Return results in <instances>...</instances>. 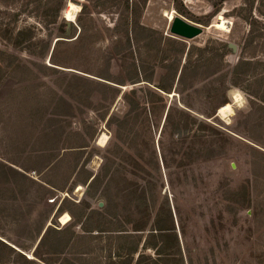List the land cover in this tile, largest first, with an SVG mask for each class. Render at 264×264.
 <instances>
[{
    "label": "rangeland",
    "instance_id": "374dc122",
    "mask_svg": "<svg viewBox=\"0 0 264 264\" xmlns=\"http://www.w3.org/2000/svg\"><path fill=\"white\" fill-rule=\"evenodd\" d=\"M142 1L146 4L141 10L140 25L155 31L154 37L160 41L161 50L166 49L178 61L182 60L183 66L186 57L180 53V44L187 46V50L208 45L212 50L204 57H213L222 72L205 80L200 78L192 87L190 81L187 87L180 84L182 69L175 82L167 78L162 80L166 71L161 68L162 54L155 45L148 50L139 51L134 46L130 49L126 39L119 35L123 32L122 8L115 7L118 6L115 0L62 1L57 25L46 23L53 20L60 0H0V101L20 88L13 79V64L18 62L31 68L33 63L48 64L49 58L43 62L37 55L43 51L46 42L55 44L60 40L58 36L70 29L71 26L61 20L73 25L81 21L92 42L60 46L59 60L67 62V68H60L57 75L43 79L62 96L68 98L67 92L76 96L78 103L70 101L75 105L73 114L60 120L62 125L68 126V135L63 142L68 141L74 146L84 143L88 145L84 151H42L25 157L22 162L19 153L11 151L5 119L0 120V239L34 259V251L50 224L57 229L70 227L81 232L78 220L93 211L96 212L95 226L103 230L124 226L136 236L137 232L133 231L136 223L130 225L121 219L133 220V204L138 202L147 185H152L159 193V203L156 209L144 212L145 231L137 233L144 235H140L143 241L135 254L134 264L138 259L145 264H156L158 255L154 249L144 248V239L152 232L157 220L163 229H173L164 230V238L158 234L151 241L162 250L158 264H264V213L260 212L264 198V156L252 151L260 148L264 154V148L250 138L251 135L264 142V127L252 123L257 109L246 91L248 83L235 86L230 73L249 31V24L237 16L242 14L250 18L249 13L239 8L246 2L247 6L253 7L254 18L260 17V12L264 18V0H179L182 12L197 20L210 18L208 27L181 15L175 8L177 0ZM129 3L133 6L139 1L129 0ZM213 4L220 6L219 13H215ZM83 6H88V11L82 12ZM169 13L201 25L203 33L192 40L172 35ZM232 27L235 28L233 36L230 35ZM23 29H31L34 35L30 36H36V40L30 41V37L20 47H13L10 38L14 40L16 31ZM223 45L235 46V49L227 52ZM53 48L54 45L51 51ZM116 50L120 57L116 56ZM140 55L148 73L155 71L152 84L135 85L128 79L134 75L136 66H141ZM195 59L205 60L201 56ZM106 68L118 81L122 77L126 86L117 87L115 92L106 89L101 90L103 94L95 92L96 87L86 79L95 80L94 75L107 74ZM169 85L171 94L161 90ZM39 90L45 92L47 89L40 87ZM239 93L241 101L237 102L235 95ZM129 100L140 105L132 113L134 116L144 111L143 106L149 114H140L137 122L119 129L117 124H111V120L124 118L129 110ZM8 111L5 112L8 114ZM146 115L150 122L144 119ZM47 125L53 127L49 131L44 128L46 133L38 143L42 148L57 142L55 132L58 127H54L52 121H47ZM78 132L86 140H82ZM104 133L109 140L105 148H100L96 142ZM115 134L121 135L123 141H118ZM195 134L204 138H196ZM115 143L122 147V153L116 152ZM207 149L213 151L209 161H202L201 154L197 158V151L204 153ZM219 156L221 161H218ZM16 160L22 162L27 171L19 167L14 169L24 173L26 178L9 168L13 166L10 161ZM77 164L71 180L67 181L72 167ZM49 165L57 166L50 170ZM89 174L99 175V182L90 188L79 183ZM47 181L58 184L59 188L49 186ZM12 182L18 185L17 192L12 191ZM109 183L111 187H108ZM64 186L65 191L59 190ZM174 195L179 198L181 215L178 217L171 207V221L167 208L161 205L163 196L169 197L172 203ZM108 197L114 199L116 211L113 214H121L120 219L104 215ZM61 209L71 211L75 218ZM95 242L99 243L100 250L103 249L100 255L106 259L110 244L107 234L99 236ZM46 252L43 249L40 254Z\"/></svg>",
    "mask_w": 264,
    "mask_h": 264
},
{
    "label": "trees",
    "instance_id": "16d2710c",
    "mask_svg": "<svg viewBox=\"0 0 264 264\" xmlns=\"http://www.w3.org/2000/svg\"><path fill=\"white\" fill-rule=\"evenodd\" d=\"M62 1L65 0H60L61 3H59L54 12L53 20L51 22H47V25H57L60 23V10L61 5L63 4ZM138 1L139 4L136 3L132 6L129 3V0H115V3L118 5L115 7H117L119 10L120 7L122 8L121 11L123 32H120L119 35L123 36L126 39L127 46L130 49H132V47L134 46L139 51L142 49L148 50L151 45H155L156 50L161 52L162 54L161 68L166 71V74L162 77V80H165L167 78L170 82H175L180 69H182L181 75L179 76L180 84L187 87V82L190 81L192 87L199 81L200 78L205 80L222 72L221 68L216 66L218 63L213 57H204L205 54L210 53V51L212 50L208 45L203 48L191 47L187 50V46L180 44V53L183 56L185 55L186 57V62L183 66H181L182 60L178 61L177 58H175L173 54H169V51L166 49L161 50L160 45H158V43L160 44V41L154 37L155 31H152L140 25L141 10L146 4V1ZM50 2L51 1H48L49 4ZM139 5L142 6V8ZM213 5V7L216 9L215 13H219L220 6L218 4ZM181 6L182 2L177 0L175 3V8L181 15L190 20L194 19L195 22L202 24L205 27L210 26V18H206L205 20H197L196 18H194V16H190L186 12H182V10H180ZM85 10L88 11V6H83L82 12ZM239 10L243 12L247 10V13H249L250 18L241 16L242 14L237 15L238 17H240V19L249 24V31L243 38V42L239 48L240 54L237 63L231 69V80L235 86L241 85L243 83H248L246 91L248 95L253 98V105L257 109V114H253L252 116L255 118L252 119V123L256 127L263 128L264 60L262 59V57H264V18L261 17V12L259 14L260 17H258L259 19L254 18L252 16L253 7L247 6L246 2L243 7L239 8ZM239 10H236V12H239ZM61 23H64L66 25L69 24L71 26L70 29L63 31L60 36H58L60 40L56 41L55 44L51 43V41L46 42L43 51L39 55H37V57L44 62L49 58L51 48L54 45V50L51 54V58L50 61H48V64H46L45 62L33 63L32 68L31 66L20 64L18 62H16V64H13V79L19 84L20 88L10 93V95L4 101H0V120L5 119L4 124L6 128V138L11 146V151H14V153L18 152L20 155V161L22 160V162L25 157L38 155L42 153V151L50 150L56 152L63 150L66 151V149H68L71 150L70 153H78L84 151V149L88 147V145H85L84 143L79 146H74L71 145L68 141L63 142L64 137L68 135V126L62 125L63 122L60 120L63 119V117H70L71 114H73L75 105H71L70 101L78 103L75 98L76 96L67 92L65 95L68 98H66L65 96L59 94V92H57L53 87L46 85V83L43 81V79L49 76L51 77L52 75H57L61 71L60 68H67L66 65H68V63L61 62L59 60L60 54L58 52V49L60 46H73L79 45L80 43L86 44L88 42L90 44L92 43L90 42L91 37L86 35V27L81 23V21L78 20V22L76 23L77 26L74 24L76 27L71 22H67L65 20H61ZM234 30L235 28L232 27V31L230 34L231 36L235 34ZM31 34L34 35V32L31 29L17 30L14 34L15 39L11 40L10 38L9 41L13 45V47L18 48L22 43H24V41H26L30 37V41H33L34 39L36 40V36L32 37L30 36ZM173 44H176V42H173ZM223 46L225 47L227 52L234 51V49L229 48L226 45ZM195 51L197 55H195ZM170 52L172 51L170 50ZM115 54L118 57H120L121 55L117 50ZM200 56L205 60L201 61V59H195V57L198 58ZM139 58L142 63L141 66H136L134 75L130 77L128 76V79L135 85L141 83L152 84L155 77V71L148 73L143 65V59L141 58V55ZM64 59L67 60L68 57L64 56ZM164 62H168L169 64L165 65ZM10 66H12V64ZM105 71H107V74L94 75V77L96 78L95 80L88 81V79H86L87 82L93 84L96 87L95 92L99 91L100 94H103V92L101 91L103 89L115 92L117 90V87L126 86L125 80L122 77V80L118 81L111 76L108 68H106ZM76 78L83 79L80 77ZM40 87H45L47 90L45 92H41L39 90ZM170 89V85L169 87L165 86L161 88V90L167 94H171ZM76 94H78L77 91ZM127 97L128 95L126 94L125 98L127 99ZM87 99H90V97L88 96ZM89 105L92 104L89 103ZM128 107L129 110L124 118L122 120L113 118L111 120V124H117L119 129L120 127L121 129H126L129 127V124L131 122H137L138 119L141 118L140 114L147 113V108L143 106L144 111H142V113L138 114L137 116H134L132 114L136 112L138 108H140L138 102L129 100ZM63 108L64 110H62ZM7 110H9L11 113L9 114L8 111L7 114L5 112ZM170 110L169 112H171ZM48 115L49 117L47 118ZM144 119H146L147 122H150V117H148L147 115L144 116ZM47 121H52L54 123V127H58L55 132L57 142L51 147L42 148L38 146V143L41 141L43 133H46L45 130L49 131L53 127L52 125L45 126L47 124ZM118 124H120V126ZM42 125L43 130L41 129ZM201 126L204 127V124L202 123ZM44 128L46 129L44 130ZM148 128L150 129V125L148 126ZM7 129H9L8 132ZM119 129L117 132H119ZM77 135H79L82 140H86L82 133L78 132ZM115 136L118 141H123L121 135L115 134ZM195 137L204 138V136H198L196 134ZM205 138H209V136H206ZM250 138H252L261 148H264V142H261L259 138L253 137L251 135ZM64 143L67 145L66 147H64ZM113 145L117 153H122V147L118 143H115ZM20 146L22 147L19 148ZM259 150L261 149H253V154L261 157L264 156V154ZM222 153L224 154V152L221 150V155ZM196 154L197 158L198 155L201 154L200 157L202 161H209L213 155V151L211 152L207 149L204 153H200L197 151ZM114 155L116 154L114 153ZM124 155L128 157V154L124 153ZM139 159L141 158L139 157ZM221 159L222 157L219 156L218 161H221ZM20 161H10V164L13 166H10L9 168L18 173L21 177L26 178L24 173H21L20 171L14 169V167H19L23 170H26V168ZM194 161L197 160L195 159ZM56 166L49 165L48 168L50 167L49 169L52 170ZM77 168L78 164L72 167V173L70 174V178L66 179L67 181L71 180V177ZM107 175L108 174H106V176ZM98 176L99 175L93 178L92 175L89 174L84 181H80L79 183L84 186L87 185L88 188H90L92 184L99 182ZM31 183L34 186V180H32ZM46 183L55 189L59 188L58 184L53 183L52 181H47ZM110 183L108 187H111ZM11 187L12 191L17 192V184L12 182ZM155 189L156 188L152 187V185H147L145 192H143L139 196V199L137 200L138 202L133 204L134 212L131 213L133 220L128 221L126 219H121L124 220L125 223H128L130 225L136 223L135 230L133 231L137 233L145 231L144 212L146 210L156 209L159 203V193H157ZM59 190L65 191L66 187L64 186ZM162 200L163 202L161 206L167 208V215L169 216V219L171 221L173 217L172 210H170L171 207L176 211L178 217L181 215L179 198L177 196H173L172 203H170L169 197L163 196ZM114 204V199L108 197L107 204L104 207V215H107L110 219H120L121 214H117L115 216L113 214L114 211H116V206ZM260 207V212L264 213V198L261 202ZM61 211H68L69 214L73 218H75L71 211L64 209H61ZM95 214L96 212L93 211L92 213L83 215L81 219L78 220L77 226H80L81 232H77L75 228L70 227H67L65 229H57L51 226L48 227L44 235L42 236L39 245L34 251V259H29L26 255L17 251L15 248L11 247L0 239V264H134L135 254L138 253L140 244L143 241V238L140 235L144 234L136 233L135 236V234L129 233V231L124 228V226L122 228H116L114 230H103L100 228V226L98 227L94 225ZM164 230L172 231L173 229H163L159 224V220H157L156 223L154 222L153 224L152 232L149 233L148 236H146V238L144 239V248L154 249L156 254L158 255V260H155L156 264H158L159 259H161L162 250L161 247L159 248L157 244H154L151 241L156 239L158 237V234L161 238H164L165 236L162 233ZM104 234H107V238L110 241V244H108L109 255L106 259L100 255V251H102L103 249L100 250L99 243L95 242L99 238V236H104ZM175 239L177 238L175 237ZM43 249H46L47 252L44 254H40V251ZM114 250L115 254L113 253ZM144 256L145 255H141L140 257ZM136 264L145 263L143 261L140 262V260L138 259Z\"/></svg>",
    "mask_w": 264,
    "mask_h": 264
},
{
    "label": "water",
    "instance_id": "95a60500",
    "mask_svg": "<svg viewBox=\"0 0 264 264\" xmlns=\"http://www.w3.org/2000/svg\"><path fill=\"white\" fill-rule=\"evenodd\" d=\"M203 29L204 27H202L201 25H195V24L189 23L182 16H176L171 24L170 33L174 36H177L183 39L192 40L200 36L203 33ZM231 48L235 49V46H231ZM53 49L51 51V54L53 52ZM51 54H50L49 60L51 58ZM49 226H51V224Z\"/></svg>",
    "mask_w": 264,
    "mask_h": 264
},
{
    "label": "bare ground",
    "instance_id": "6f19581e",
    "mask_svg": "<svg viewBox=\"0 0 264 264\" xmlns=\"http://www.w3.org/2000/svg\"><path fill=\"white\" fill-rule=\"evenodd\" d=\"M175 15H174V13H169L168 14V20L172 23L173 22V20L175 19ZM236 94V93H235ZM235 100L238 102V101H241V95H240V93L239 94H237V95H235ZM238 104V103H237ZM108 140H109V137H108V135L106 134V133H104V134H102V136L101 137H99L98 139H97V142H96V144H97V146L98 147H100V148H105L106 147V145H107V143H108Z\"/></svg>",
    "mask_w": 264,
    "mask_h": 264
},
{
    "label": "crops",
    "instance_id": "0c3cea01",
    "mask_svg": "<svg viewBox=\"0 0 264 264\" xmlns=\"http://www.w3.org/2000/svg\"><path fill=\"white\" fill-rule=\"evenodd\" d=\"M92 177L94 178V177H95V175H92ZM93 178H92V179H93ZM92 179H91V180H92Z\"/></svg>",
    "mask_w": 264,
    "mask_h": 264
}]
</instances>
